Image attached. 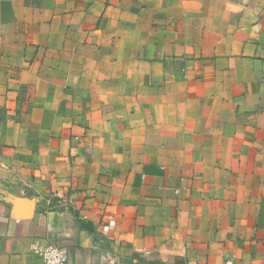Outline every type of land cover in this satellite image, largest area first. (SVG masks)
Instances as JSON below:
<instances>
[{
  "label": "crops",
  "instance_id": "obj_1",
  "mask_svg": "<svg viewBox=\"0 0 264 264\" xmlns=\"http://www.w3.org/2000/svg\"><path fill=\"white\" fill-rule=\"evenodd\" d=\"M264 264V0H0V264Z\"/></svg>",
  "mask_w": 264,
  "mask_h": 264
},
{
  "label": "built area",
  "instance_id": "obj_2",
  "mask_svg": "<svg viewBox=\"0 0 264 264\" xmlns=\"http://www.w3.org/2000/svg\"><path fill=\"white\" fill-rule=\"evenodd\" d=\"M37 254L40 257V264H69L68 250L56 244H47L36 247ZM224 264H236L234 261H226Z\"/></svg>",
  "mask_w": 264,
  "mask_h": 264
}]
</instances>
